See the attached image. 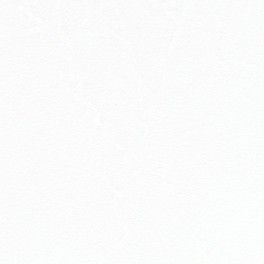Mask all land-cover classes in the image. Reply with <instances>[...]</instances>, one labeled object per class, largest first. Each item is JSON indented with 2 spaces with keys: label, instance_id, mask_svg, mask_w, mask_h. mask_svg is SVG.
I'll list each match as a JSON object with an SVG mask.
<instances>
[{
  "label": "snow or ice",
  "instance_id": "1",
  "mask_svg": "<svg viewBox=\"0 0 264 264\" xmlns=\"http://www.w3.org/2000/svg\"><path fill=\"white\" fill-rule=\"evenodd\" d=\"M0 264H264V0H0Z\"/></svg>",
  "mask_w": 264,
  "mask_h": 264
}]
</instances>
